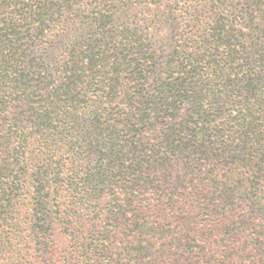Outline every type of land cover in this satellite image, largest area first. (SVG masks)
<instances>
[{
	"label": "trees",
	"instance_id": "1",
	"mask_svg": "<svg viewBox=\"0 0 264 264\" xmlns=\"http://www.w3.org/2000/svg\"><path fill=\"white\" fill-rule=\"evenodd\" d=\"M0 264H264V0H0Z\"/></svg>",
	"mask_w": 264,
	"mask_h": 264
}]
</instances>
